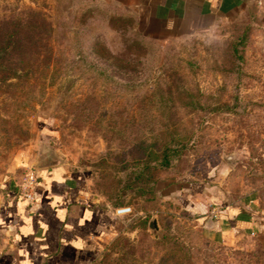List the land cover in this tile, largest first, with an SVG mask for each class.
Segmentation results:
<instances>
[{
	"label": "rangeland",
	"instance_id": "rangeland-1",
	"mask_svg": "<svg viewBox=\"0 0 264 264\" xmlns=\"http://www.w3.org/2000/svg\"><path fill=\"white\" fill-rule=\"evenodd\" d=\"M161 14L147 0H0V42L12 23L43 22L45 55L35 63L11 54L26 76L19 92L9 90L14 100L0 94V201L9 189L19 193L46 147L104 206L120 208L122 195L130 208L93 264H158L169 250L155 241L168 238L192 247L189 264H264V232L219 229L210 217L224 199L258 197L264 207V12L177 28ZM246 24L239 58L232 44ZM170 137L184 150L156 171L154 202L124 194L146 161L133 158ZM187 182L217 195L209 218L184 206L178 188Z\"/></svg>",
	"mask_w": 264,
	"mask_h": 264
},
{
	"label": "crops",
	"instance_id": "crops-1",
	"mask_svg": "<svg viewBox=\"0 0 264 264\" xmlns=\"http://www.w3.org/2000/svg\"><path fill=\"white\" fill-rule=\"evenodd\" d=\"M147 3L162 12L160 20L171 28L202 16L230 20L245 8L264 12V0H147ZM42 151L47 154L49 149L45 147ZM36 174L32 202L13 189L0 201V264H93L108 240L120 231L119 215L92 196L84 177L68 172L63 166L40 168ZM194 185L187 182L178 189L186 209L199 213L194 218L199 221L209 218L205 215L213 210L211 203L216 202L217 195L213 196L212 190L205 186L194 188ZM226 202L224 199L216 216H210L219 229L264 232V207L258 197L251 196L241 204Z\"/></svg>",
	"mask_w": 264,
	"mask_h": 264
},
{
	"label": "trees",
	"instance_id": "trees-1",
	"mask_svg": "<svg viewBox=\"0 0 264 264\" xmlns=\"http://www.w3.org/2000/svg\"><path fill=\"white\" fill-rule=\"evenodd\" d=\"M42 23L43 22L35 21L31 24L26 23L24 25L12 23V29L5 33V37H3L0 42V94L3 92L8 93L12 100H14V97L10 95L9 90L14 89L19 92V90L22 89L19 86L21 84L20 81H23L26 73L21 74L12 68L13 62L11 54L16 50L17 58L23 62L31 61L37 63L41 57H44L45 55L41 56L40 53V45L43 40L42 34L44 32ZM251 29L252 27L249 24L244 25L240 31H238L236 35L237 38L232 44V50L234 53L236 52L239 54V58H241L244 50L242 46L243 42L250 38L249 34L251 33ZM17 95L16 93V96ZM176 140L175 137H170V139L165 141L161 146L149 147L143 154H140V157L133 158V160L136 161L143 159L146 161L143 166L134 168L135 170L130 172L124 186L120 188L122 192L125 191V194L127 190H134L137 191L141 197L151 195L153 197L152 202H154L153 194L156 192L155 183L157 181V177H155L156 171L171 166L173 161L181 156L184 150V145L179 144ZM114 206H116V208H122V195H119V203H115ZM155 242L160 243L161 246L166 245L169 250L165 257H160L158 264H189L192 247L181 245L176 240L170 238H168L167 241L160 239ZM127 256L128 255H124V257L121 258V262L126 259L125 257ZM126 264H134V262L131 261V263Z\"/></svg>",
	"mask_w": 264,
	"mask_h": 264
},
{
	"label": "built area",
	"instance_id": "built-area-1",
	"mask_svg": "<svg viewBox=\"0 0 264 264\" xmlns=\"http://www.w3.org/2000/svg\"><path fill=\"white\" fill-rule=\"evenodd\" d=\"M37 184V174L33 169L28 171L23 179V181L19 184V193L22 195L28 202H32L34 200L35 195V186ZM130 208H117L114 210L116 215L122 216L125 213H128Z\"/></svg>",
	"mask_w": 264,
	"mask_h": 264
},
{
	"label": "water",
	"instance_id": "water-1",
	"mask_svg": "<svg viewBox=\"0 0 264 264\" xmlns=\"http://www.w3.org/2000/svg\"><path fill=\"white\" fill-rule=\"evenodd\" d=\"M45 159L42 161V159H38L36 163L32 164L31 168L33 169H40L50 166H56L59 164L58 159H54L55 157H52L50 154V151L45 155ZM211 222V219L209 220ZM150 233L153 235V237L156 239V237L159 236V225L158 220L156 218H151L149 225H148Z\"/></svg>",
	"mask_w": 264,
	"mask_h": 264
},
{
	"label": "clouds",
	"instance_id": "clouds-1",
	"mask_svg": "<svg viewBox=\"0 0 264 264\" xmlns=\"http://www.w3.org/2000/svg\"><path fill=\"white\" fill-rule=\"evenodd\" d=\"M23 231L27 232V231H28V229H23ZM76 246H77V247H79L80 245H79V244H77Z\"/></svg>",
	"mask_w": 264,
	"mask_h": 264
}]
</instances>
